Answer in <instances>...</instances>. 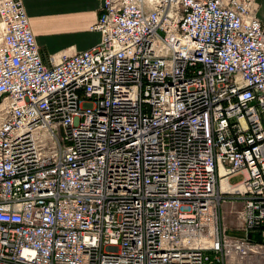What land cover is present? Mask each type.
Returning <instances> with one entry per match:
<instances>
[{
  "label": "built area",
  "instance_id": "built-area-1",
  "mask_svg": "<svg viewBox=\"0 0 264 264\" xmlns=\"http://www.w3.org/2000/svg\"><path fill=\"white\" fill-rule=\"evenodd\" d=\"M100 2L46 66L0 0V264H264L257 4Z\"/></svg>",
  "mask_w": 264,
  "mask_h": 264
},
{
  "label": "crops",
  "instance_id": "crops-1",
  "mask_svg": "<svg viewBox=\"0 0 264 264\" xmlns=\"http://www.w3.org/2000/svg\"><path fill=\"white\" fill-rule=\"evenodd\" d=\"M264 26V0H254ZM31 31L46 66L50 58L71 56L100 41L97 23L100 0H22Z\"/></svg>",
  "mask_w": 264,
  "mask_h": 264
},
{
  "label": "rangeland",
  "instance_id": "rangeland-1",
  "mask_svg": "<svg viewBox=\"0 0 264 264\" xmlns=\"http://www.w3.org/2000/svg\"><path fill=\"white\" fill-rule=\"evenodd\" d=\"M241 180V177L237 176V177H232L230 179V183L234 184V183H237ZM239 204H237L236 206H238ZM223 210H224V222L225 224L227 225V228H228V233L230 234H235V233H238L236 230H235V222H234V218L232 215H230L228 213V210H229V204H225L224 207H223ZM254 235H251V237H253Z\"/></svg>",
  "mask_w": 264,
  "mask_h": 264
},
{
  "label": "trees",
  "instance_id": "trees-1",
  "mask_svg": "<svg viewBox=\"0 0 264 264\" xmlns=\"http://www.w3.org/2000/svg\"><path fill=\"white\" fill-rule=\"evenodd\" d=\"M251 238L256 239V240H259V239H260L258 235H254V236L251 237Z\"/></svg>",
  "mask_w": 264,
  "mask_h": 264
}]
</instances>
